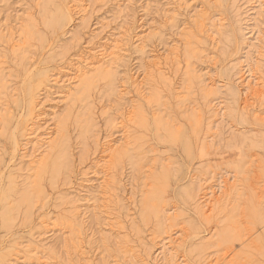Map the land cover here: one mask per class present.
Segmentation results:
<instances>
[{
	"label": "rangeland",
	"instance_id": "1",
	"mask_svg": "<svg viewBox=\"0 0 264 264\" xmlns=\"http://www.w3.org/2000/svg\"><path fill=\"white\" fill-rule=\"evenodd\" d=\"M73 1L0 0V264L14 257L38 264L28 253L35 245L53 248V264L75 259L69 207L62 202L75 196L82 200L74 204L79 214L88 208L97 182L86 186L84 174L108 160L104 144L113 134L118 145L124 131L110 125L114 116L105 111L111 108L117 116L133 111L134 120L129 147L111 159L115 179L109 188L116 186L104 203L107 215L85 217L84 252L93 264L124 263L117 246L125 240L142 256L163 215L170 217L168 232L180 239L176 264H264V61L256 108L243 109L239 102L242 64L248 53L256 59L254 48L263 38L264 0H89L87 28L72 12ZM125 16L131 18L127 27ZM99 24L107 30L103 37L124 26L130 27L129 40L134 37L113 66V80L97 77L86 96L81 91L70 103L53 99L51 93L61 90L54 85L57 73L86 51L90 30ZM201 24L211 38L199 33ZM7 28L14 42L1 33ZM258 61L250 64L253 70ZM212 101L221 104L222 116L211 118ZM41 119L48 122L43 129L54 132L53 143L27 175L29 161L20 158L29 150L28 131ZM199 180L211 182L218 194L219 183L229 186L228 195L205 213L197 210L204 192ZM27 191L35 197L31 206L23 201ZM116 214L123 217V232L116 230ZM44 221L53 233L40 243Z\"/></svg>",
	"mask_w": 264,
	"mask_h": 264
},
{
	"label": "bare ground",
	"instance_id": "2",
	"mask_svg": "<svg viewBox=\"0 0 264 264\" xmlns=\"http://www.w3.org/2000/svg\"><path fill=\"white\" fill-rule=\"evenodd\" d=\"M175 1H183V0H175ZM89 7H90V1L89 0H75L72 2V5L70 6L72 12L75 15L79 16L81 24L84 25L83 28H85V25H86L85 22L87 21L86 19L90 13ZM122 13H124V12H121V13L119 12V18L122 17V16H120V14H122ZM261 15L263 16V12H260L259 14H257V16H259V17ZM65 17H67V15L64 12L63 18H65ZM123 17H124V15H123ZM125 17L126 18L123 21V24L126 25V27H127L128 21H131L130 20L131 18L129 19V16H125ZM204 18L206 19V17H204ZM256 20L258 21V18H255V21ZM51 23H52V21H50V24ZM102 24H105V23H102ZM87 25H88V23H87ZM87 25H86V28H87ZM203 25H205V24L203 23ZM203 25L201 24V29H200L199 33L202 34L203 36L206 35V38H211L213 33L209 29L204 30L205 26L203 27ZM98 26L96 25L94 28H92V30H90V32L91 31L92 32H91V36H89L90 38H89V41H88L86 48H85L86 51L81 52L80 54H78L77 57H75V60H74L75 62L70 63V68L62 69L60 71V73L59 72L57 73V76L55 77L54 85L59 87L61 90H57V91H54V93H51V95L53 96V99H59L62 101H64L66 99V100H68V103H70L71 101H74L75 96L78 95L81 91H83L84 96H86L87 91H89L90 87L94 84L95 79L97 77H100L103 79L113 80L114 74H113L112 69H113V66L116 64L117 60L119 59L120 54L123 52V50H124L123 48L125 47L126 44H128L127 43V41L129 40L128 34L130 31L128 28H130V27L128 26V28H126L124 26L126 29H124V27H121L120 31L121 30H123V31L120 32L118 29L119 32L117 35H109L106 38V37H103L104 31L107 32L106 28H104L105 29L104 30V29H102V27H100L101 26L100 24ZM107 28H109V26H107ZM1 33L5 37H8L9 41L11 40L12 42H14V40L16 39L15 33L13 32L12 29L7 28L5 31H4V29H2ZM262 35H263L262 36L263 38L261 39L260 47L254 48V55H255L256 59L254 60L253 55L251 53H248L246 60L242 64L244 73H242V72L239 73L240 74L239 79L244 84V86H242L243 92L241 95V100L239 101L241 103V105H243V109L256 108L255 106L257 104L259 96L263 94V91H260V86L262 85V81H261V77L259 76V75H263V72L260 70V64L262 61H264V33ZM76 39H78V38H76ZM131 39H134V37H132ZM19 40L20 39L18 38V41ZM139 40H140V38H139ZM140 41H142V39ZM143 41H145V40H143ZM140 43L142 44V42H140ZM14 44L15 43H12L13 46H15ZM138 46H140V45H138ZM142 52H144V51L142 50ZM142 55H143V53H142ZM193 55H194V57L196 56L195 54H193ZM256 60H259L258 62H256L257 68L253 70V68L251 67L250 64L252 62L254 63ZM152 63H153L152 64L153 66H157L158 62L156 61V62H152ZM257 63H259V64H257ZM238 67H240V66H238ZM162 76H163V79H166L165 81H170L169 80L170 78L167 79V77H165L166 74H162ZM2 85H3V75H2V71L0 70V86H2ZM132 85H134L137 88V90L141 89L140 88L141 84L137 83L136 81H134L132 83ZM48 93L49 92L45 91L44 94H42L44 96V99L48 98V96H49ZM40 104L42 105L43 103L40 102L39 104H37V106H39ZM33 109H34V106L31 104L29 111L32 112ZM208 109L210 110V112H212V115H211L212 117L210 116L211 118H214L215 116H217V117L222 116L221 115V111H222L221 104H217V103H214L212 101L210 103ZM113 110H114V108H111L110 111H113ZM110 111H109V109L107 111H105V113L108 114L109 117L114 116L113 120H111V122H110V125L115 129L118 128L119 133H120V130H124L121 133L122 139L120 140V142H123V143L119 142L118 145H115V141L112 139L114 135L112 134L109 137V140H107L106 144H104V146H103L104 147L103 152L108 153L106 156V158L108 160L107 161L103 160L102 163H101V161H97V163L95 165H93L92 171L90 173L84 174L85 180L82 183L85 184L86 186H93L92 183L97 182L96 192H94L91 199L87 200L88 208L85 209L84 214L82 212L79 214V212L77 211V209H79V206L74 205V204L82 201L81 199L76 198L74 196L73 198H69V200H68V197L66 195L63 202H62L63 206L69 207V214H68L69 216H68V221H67L69 223L68 228L70 229L71 232H74V234H75V236L72 240H73V242L75 241V244H76V245H74V247L76 249L74 252H76V253H75V259L69 260L70 258L68 257L70 264H74L73 263L74 261H75V264H93L94 260L92 259V257H88L87 253L84 252L85 237L84 238L82 237V235H83L82 229H83V225L85 224V217H86L87 213H90L92 215V217H94V219L96 218V220H98V219L101 220V218H103L104 215H107V214H105L106 211H105L104 203L107 200V195L109 194V191L112 188H114L113 186H116V185H113V186H111L112 188H109L110 185L113 184V182H111V180H113V178L115 177L114 174H112V170L110 169L111 168V162H112L111 159H112L113 155L119 154L122 150L127 149L129 147V139H130L129 132H130V128H131V123L134 120L133 111H128L127 113H122L119 116L115 115L114 113H112ZM39 117L40 116L38 115L37 118H39ZM210 117H208L207 120L211 119ZM41 121H42V123L40 125H37L35 128L28 131L27 136H26L27 143L25 144V146H29V150L27 151V153H25L20 158L21 163L26 162V159H28L27 161H29L27 169L23 170V171H25V174H27V175H29L31 173L33 168H35L37 165H39L40 160L46 155L47 151H49L48 148L51 149V145L53 143V142H51V140H52L54 132L51 131L52 129H50V131L45 130V129H47L46 127H47L48 122L44 119H41ZM38 122H40V121H38ZM43 128H45V129H43ZM208 139H209V143H210L211 137H208ZM126 146H128V147H126ZM53 147H54V145H53ZM61 149L63 152L66 150L65 148H61ZM185 149L190 151L189 144H187V143L185 144ZM61 155L62 154H60V156ZM63 156L66 158V155L64 153H63ZM55 172L57 173L56 169H55ZM58 174H59V172H58ZM143 174L146 175L145 173H143ZM206 182H207V180H204V181L199 180L197 183V188L199 190H202V189L204 190L202 196H200L196 200L197 210L199 211V213H205L206 209H207V211H209L208 210L209 208H211V207L214 208V206L218 205V203H220L222 198L226 197L228 195V192H229L228 191L229 186L227 185L226 181H222L221 183H219V185H223V187H220V189H219V194H218V192H216V189L214 188V186L211 185V182H209L207 184H206ZM208 184H210L209 187H206L205 185H208ZM233 187L238 188V185L234 184ZM39 192H40V190L38 191V193ZM109 195H111V194H109ZM109 195H108V197H110ZM41 196H42V192H41ZM20 198H21V196H20ZM33 199L31 197L30 191H27L24 193L23 201L28 203L30 206L33 203V201H32ZM114 202L116 203V205L119 204V203L117 204V198H116V201L114 200ZM121 203H123V202H121ZM119 207H121V206H119ZM147 211L148 212L149 211H156V208L154 206H148ZM154 213H156V212H153V215H154ZM82 214H83V216H82ZM121 216H122L121 214H116V216H113V222L116 225V230L119 227V229H121V232H123L125 230V228L122 227L123 217L121 219ZM169 220H170L169 216L163 215L161 217V219L159 220V222L157 224L158 227H157V232H155V234H154L155 236L153 235L149 239V242L148 243L146 242L147 244L144 245V246H147V247L150 246V247L146 250L145 249L143 250L144 253L142 256H137L136 253H133L131 248L127 247L129 245L126 246L127 248L125 247V244H127V242H128L127 240H125L127 242L121 241V243H119L121 245H118L117 247H119L118 248V250H120L119 252L123 253L124 259L126 261H127V259L132 260V261H130L131 263H129V264H176L175 263L176 261L174 262L173 251L175 249V246H177L179 244L180 239L179 238L177 239V237L175 238L174 234H171V232H168V228L170 226V225H168ZM41 225H42V228L40 227L41 230L39 231V234L37 235L38 237H36V238H39L40 243L43 242V240H42L43 237H50L53 233V230H52L53 228H51L48 224H46L45 221ZM79 232H80V235H79ZM232 240H233V237H232L231 241ZM64 241L65 242H71V239H68V241H67V239H64ZM32 243H34V242H32ZM45 250L42 249V246L40 247V245L39 246L35 245V246H32L29 248L28 253L31 254L33 257H36L38 264L39 263L40 264H53L51 261V259H52L51 254L54 253L53 248L48 249L47 252ZM23 258L14 257L12 261L10 260V264L25 263V262H23V260H24ZM126 261H124V263H120V264H126L127 263ZM102 264H111V263L102 262ZM114 264H118V263L115 262Z\"/></svg>",
	"mask_w": 264,
	"mask_h": 264
}]
</instances>
